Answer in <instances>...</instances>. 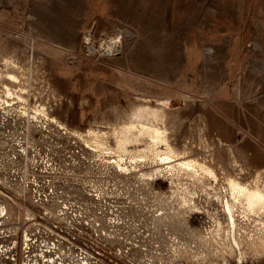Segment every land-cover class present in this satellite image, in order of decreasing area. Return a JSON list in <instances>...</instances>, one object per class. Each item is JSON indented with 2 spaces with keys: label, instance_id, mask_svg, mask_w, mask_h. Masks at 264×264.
<instances>
[{
  "label": "rangeland",
  "instance_id": "374dc122",
  "mask_svg": "<svg viewBox=\"0 0 264 264\" xmlns=\"http://www.w3.org/2000/svg\"><path fill=\"white\" fill-rule=\"evenodd\" d=\"M142 106L163 118L141 121L161 126L183 160H206L219 178L165 169L157 192L118 188L125 227L140 229L148 249L155 235L161 254L171 228L174 264H264V216L236 214L239 249L224 205L230 177L264 182V0H0V165L3 151L25 147L28 172L101 165L104 154L156 170L165 144L144 153L145 135L130 154H103L89 134L107 133L117 149L114 129ZM8 209L15 220L38 212L21 201Z\"/></svg>",
  "mask_w": 264,
  "mask_h": 264
},
{
  "label": "built area",
  "instance_id": "2783aa9c",
  "mask_svg": "<svg viewBox=\"0 0 264 264\" xmlns=\"http://www.w3.org/2000/svg\"><path fill=\"white\" fill-rule=\"evenodd\" d=\"M7 152L3 151L5 163L0 165V172L8 173L5 181L0 180V264H174L167 259L178 240L171 228L165 227L163 234L173 244L161 254L155 235L148 249L140 229L125 227L123 195L117 189L146 185L157 192L161 176L152 166L129 159L119 166L104 154L101 165L75 164L60 170L52 164L28 172L25 147ZM167 182L171 189L176 186L172 180ZM10 184L14 191L7 189ZM102 187L107 191H101ZM12 201L38 212L34 218L26 213L15 220L8 211Z\"/></svg>",
  "mask_w": 264,
  "mask_h": 264
},
{
  "label": "bare ground",
  "instance_id": "6f19581e",
  "mask_svg": "<svg viewBox=\"0 0 264 264\" xmlns=\"http://www.w3.org/2000/svg\"><path fill=\"white\" fill-rule=\"evenodd\" d=\"M161 112L162 111L161 110L159 111L158 108L156 110V108L153 109L151 108V106L149 107L142 106L137 110L136 115L133 114L136 116L135 120L133 119L132 121H129L128 123L122 126L116 127L114 129V136L117 139L116 140L117 149L115 148L113 149L112 148L113 146L112 147L110 146L107 133L101 134L100 133L101 131H97V132L93 130L89 131V134H91L92 135L91 137H93L92 139H93L94 147L97 148L98 150L102 149V153L108 152V151L109 153L111 152L115 153L114 150H116V152L117 153L119 152L121 156L122 154L127 155V154L132 153V150L128 148V145L131 143H139L141 141H144L142 137L147 135L149 136L151 141L145 146L144 149H142V152L160 154L159 152H161L162 149L159 151V145L160 144L166 145V148L163 152L168 154V157H164L162 159L163 163L158 165L156 169V173L158 172L160 173L161 170H165V169L166 171L169 170L171 172V170L173 169V172L175 171L174 175L185 173L186 175L194 179L202 178L203 180H205L204 178L207 177V178H210V180L213 179L215 182H217L219 178L218 175L216 174L217 172L214 170V168H212L206 163L207 162L206 160L205 162H202L200 160H195V158L192 160H188V161L183 160V158L180 157L179 152L176 151L171 145L170 143L171 141H169V138L166 134V130L162 129L161 126H158V124L156 125V124L149 123V122L146 123L140 120V118L149 117L150 119L153 118L157 122L161 118H163V115L161 114ZM153 119L151 121H153ZM75 135H77V133ZM77 136L79 138H82V140L84 141L85 138L83 137L84 136L87 137L88 134L85 135L81 133ZM159 157H162V156H159ZM140 161H142V159H140L138 162L141 163ZM235 178H231V177L229 179L226 178L228 179V188L226 190L228 191V196L224 194L226 197L224 205H225L226 212L228 213L229 217H231L230 220L232 222L234 244L237 247H239V249H241L242 247H241L240 240L239 238H237V235H236V228H237L236 214L241 213L244 216L248 217V219L255 218V216H258V218L259 216L260 217L264 216V182L258 179L253 183H243L242 181L235 179ZM261 181H262V184H261ZM212 187H214V189L219 188L217 186H212ZM224 188L226 187L224 186ZM261 225L262 227H264V222H262ZM262 242H263L262 244H263V249H264V239L262 240Z\"/></svg>",
  "mask_w": 264,
  "mask_h": 264
}]
</instances>
